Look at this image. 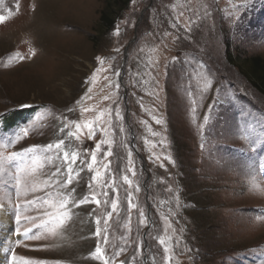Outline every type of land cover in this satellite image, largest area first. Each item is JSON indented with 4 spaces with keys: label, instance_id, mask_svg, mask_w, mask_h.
I'll return each instance as SVG.
<instances>
[{
    "label": "rangeland",
    "instance_id": "rangeland-1",
    "mask_svg": "<svg viewBox=\"0 0 264 264\" xmlns=\"http://www.w3.org/2000/svg\"><path fill=\"white\" fill-rule=\"evenodd\" d=\"M105 4L0 0V264H264V98L240 74L247 58L264 60V0H133L110 32ZM101 113L89 139L83 125ZM59 141L78 153L61 188L43 182L65 184L63 152L34 172V153L7 158ZM18 176L29 188L19 199ZM53 191L65 209L37 203L16 222L17 204ZM17 230L36 238L17 242Z\"/></svg>",
    "mask_w": 264,
    "mask_h": 264
},
{
    "label": "snow or ice",
    "instance_id": "snow-or-ice-1",
    "mask_svg": "<svg viewBox=\"0 0 264 264\" xmlns=\"http://www.w3.org/2000/svg\"><path fill=\"white\" fill-rule=\"evenodd\" d=\"M7 18L8 17H6V16L0 15V23H3ZM116 33L119 34V29L118 28L116 29ZM97 59L101 63H103V60H101V58L97 57ZM117 76H119L118 72H117ZM94 79H95V73H93V80ZM89 91H90V89H89ZM105 99H108V97H105ZM193 111H195V109H193ZM103 115H104V113H101L99 116H97L96 120L88 121L86 124L83 125V127H86V128L89 129V132H88L89 139H91L94 136L96 127L101 122V120L103 118ZM117 116L119 118V109H117ZM207 120H208V116H205V122H207ZM155 122L157 124L161 123L160 120H156ZM201 127L203 128V125H201ZM80 128H81V125L78 124L77 125V129H80ZM25 135H27V130H25ZM68 135L69 136H73L75 134L72 133V132H69ZM105 135H107V131L106 130H105ZM102 143L103 144H108L109 141L108 140H104V141H102V142H100V143H98L96 145V149L93 150V152H92V157H91L92 162L87 165V167H88V169L90 171H92L94 169V165H96L98 163H101V162H98L97 159H96V152L101 149V144ZM63 144H64V141H59L55 145L49 144V145H47L45 147H42L40 149V153L39 154H36L37 146H32V147L26 149L24 153L13 152L7 158L9 160H12V159H15V158H17V157H19L21 155H27L28 153H34V155L31 158V164L33 165L32 171L34 172L36 167L42 166V165H40L41 156H43V159L46 160L49 163H51L53 161V159H54L53 156L43 155L44 153L52 152V151H55L57 153L63 152L64 163H66L68 165L67 170H66L67 171V175H68L67 181L65 182V184H61L58 181H54L52 179H49V180H46V181L43 182V186L45 188L49 187L50 185H55L57 188H61V187L66 186V184H71L72 183V181L74 179V176H73V172H74L73 165L76 163V161L78 159V153L69 152V151L64 150L62 148ZM108 155H111V151L110 150H109V152L105 153V156H108ZM131 155H132L131 152H129V161H128V163H129L130 167H129L128 170L131 171L133 173V175H135V168L133 166V161L131 159ZM166 159H169V162H172L170 157H167ZM81 163H83V161H81ZM109 167H110V162L108 164H103L104 172H107L109 170ZM18 171L20 172L21 175H23L25 173L24 169H19ZM60 172H61V169L57 168V173L54 174V175L60 174ZM92 180L98 182L102 186L105 183L104 179H103V174H102V172L99 169L95 170L94 175L92 177ZM123 180H124L125 183L129 184V186L131 187L132 181L129 180L127 175H125L123 177ZM16 185H17V187H16V197H17V199H19L22 196L27 195V192L29 191V188H28V184H27L26 180L22 181L20 176H18L17 177V181H16ZM107 186L108 187H112L114 190H116V181H113V182L109 183ZM31 190L35 191L36 190V186L33 185ZM136 190L139 191V186L138 185H137ZM103 195L105 196V198H107L108 194H107V192H104ZM132 200H133L132 193H131V191H129V193H128L129 210H131L133 207H135V205L132 203ZM85 202H87V198H86V200H82L79 203H85ZM91 202L97 204L98 206L102 203V201L98 198V194H95V193L91 197ZM118 202H119L118 197L111 200V208H112L113 211L117 210ZM37 203H40L41 206L51 203L52 206L58 207L60 210H63V209L66 208V206L68 204V198L67 197H62L58 191H53V192L49 193L41 201L25 200L23 205L17 204L16 207H15V220H16V222L20 223L22 221V219H28V217H22V213L28 207H31L32 205L37 204ZM103 203H107V199H105V201ZM66 216H67V213L66 212H62V215L59 217L61 222L63 221V219ZM110 216H111V212L108 213V217H110ZM140 217H141L140 218V224L143 225V226H147L148 225V220L145 217V215H144L142 210L140 212ZM56 219H57L56 217H53L48 223H53L54 224ZM99 221H100V218L97 217L96 223L99 224ZM104 224H105V226L108 225V219L107 218L104 219ZM100 232H101V230L98 228L97 232H96V235L99 236ZM30 233H31V230H25L24 232H20L19 230H17L16 233H15V235L17 237H19L17 242H19L20 239H34V238H36L35 236L31 235ZM159 243L161 245H164L166 243L165 238L164 237H160ZM164 251L167 252V248H165ZM96 254H97L98 257L103 255V253H102V251H101L99 246H97V248H96ZM117 255H118V253H117ZM168 259H169V264H170V258H168ZM13 261H14V264H15L16 257L14 255H13ZM23 264H33V261L25 259L23 261ZM103 264H108V259H105ZM121 264H124V262H121Z\"/></svg>",
    "mask_w": 264,
    "mask_h": 264
},
{
    "label": "trees",
    "instance_id": "trees-1",
    "mask_svg": "<svg viewBox=\"0 0 264 264\" xmlns=\"http://www.w3.org/2000/svg\"><path fill=\"white\" fill-rule=\"evenodd\" d=\"M105 7L101 10L99 14V23L103 28L110 32L116 23V20L120 18L121 14L128 9L129 4L133 0H105ZM229 63L236 67L229 58L226 56ZM243 65L245 66V72L242 70L240 74L246 80V82L251 86V88L256 91L261 97L264 98V60L260 56H252L244 60ZM10 117L3 125L4 129L11 124Z\"/></svg>",
    "mask_w": 264,
    "mask_h": 264
}]
</instances>
